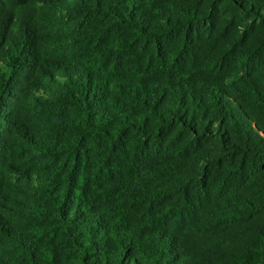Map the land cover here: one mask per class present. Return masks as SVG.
Listing matches in <instances>:
<instances>
[{
  "label": "trees",
  "instance_id": "trees-1",
  "mask_svg": "<svg viewBox=\"0 0 264 264\" xmlns=\"http://www.w3.org/2000/svg\"><path fill=\"white\" fill-rule=\"evenodd\" d=\"M0 264H264V0H0Z\"/></svg>",
  "mask_w": 264,
  "mask_h": 264
}]
</instances>
